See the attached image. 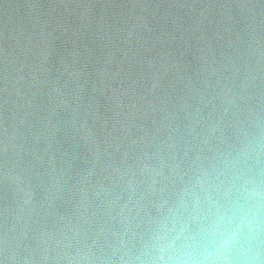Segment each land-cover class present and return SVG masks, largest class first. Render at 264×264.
I'll return each instance as SVG.
<instances>
[{"label":"water","instance_id":"obj_1","mask_svg":"<svg viewBox=\"0 0 264 264\" xmlns=\"http://www.w3.org/2000/svg\"><path fill=\"white\" fill-rule=\"evenodd\" d=\"M0 264H264V0H0Z\"/></svg>","mask_w":264,"mask_h":264}]
</instances>
